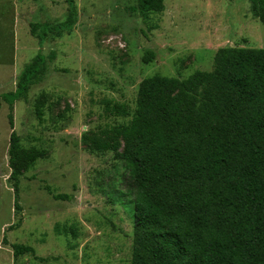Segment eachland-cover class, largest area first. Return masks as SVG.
I'll return each mask as SVG.
<instances>
[{
	"label": "rangeland",
	"instance_id": "rangeland-1",
	"mask_svg": "<svg viewBox=\"0 0 264 264\" xmlns=\"http://www.w3.org/2000/svg\"><path fill=\"white\" fill-rule=\"evenodd\" d=\"M75 3L74 29L40 40L32 24L64 21L67 1L0 0V97L16 89L38 52L57 54L28 100L15 102L13 127L9 105L0 106V264L15 263L14 243L35 249L18 264H131L134 203L123 188L126 171L114 152L97 151L93 142L117 138L123 150L112 128L130 123L143 79L210 71L225 46L264 47V24L249 0H166L162 13L146 16L129 10L138 0ZM147 50L156 53L149 63ZM121 105L128 114L113 113ZM13 131L24 148L42 153L20 176L19 209L9 165ZM58 225H76L78 234H59Z\"/></svg>",
	"mask_w": 264,
	"mask_h": 264
},
{
	"label": "trees",
	"instance_id": "trees-1",
	"mask_svg": "<svg viewBox=\"0 0 264 264\" xmlns=\"http://www.w3.org/2000/svg\"><path fill=\"white\" fill-rule=\"evenodd\" d=\"M62 22L33 23L32 33L74 29L75 0ZM166 0H138L129 10L146 16L162 13ZM264 24V0H249ZM147 50L143 61L155 59ZM57 54L38 52L25 65L16 89L3 93L14 126L16 101L28 100L42 83ZM129 124L114 126L121 142L95 140L94 149L112 151L123 162V188L134 203L131 264H264V47L219 48L210 71L187 78L153 75L141 81ZM116 115L128 114L124 105ZM41 119L43 112L37 107ZM26 149L13 131L9 165L19 209L20 176L41 156ZM69 200V194H57ZM78 233L76 225L56 227L59 234ZM15 263L32 246L12 244ZM40 261L44 258L38 257Z\"/></svg>",
	"mask_w": 264,
	"mask_h": 264
}]
</instances>
